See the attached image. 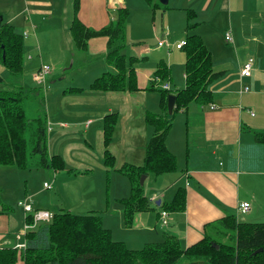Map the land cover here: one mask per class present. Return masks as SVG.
<instances>
[{
  "label": "crops",
  "instance_id": "1",
  "mask_svg": "<svg viewBox=\"0 0 264 264\" xmlns=\"http://www.w3.org/2000/svg\"><path fill=\"white\" fill-rule=\"evenodd\" d=\"M153 2H159L166 8L153 10L147 0H81L79 18L87 27L98 30L116 17L119 8L126 7L130 11L127 36L131 45L144 43L149 36L155 37L158 43L163 38L168 41L169 49L158 46L168 50L167 61L160 57L155 59L153 65L146 66L148 64L145 59L133 56L137 58L134 66L139 87L133 93L142 99L149 92L157 94L153 107L145 106L146 114H162L159 91L161 85H155L158 90H147V87L152 84L160 62H164L170 70V78L166 82L171 89L185 87V54L176 46L186 40L187 11L192 10L196 14L194 21L198 26L192 32L203 38L212 54L213 70L218 74L209 86L214 101L206 105L192 103L187 112L181 110L177 113L174 122L178 117L179 119L176 123L173 122L166 140L167 148L177 157V170L147 176L144 182L145 196L151 209L136 214L131 226L140 227V231L145 233V245L161 242L169 234L175 236L185 249L205 236L219 241L218 237L226 231L218 223L227 216H233L237 221L264 223V144L257 142L255 137L256 133L264 131V0H168L167 4H162L160 0ZM0 17L4 23L12 25L18 34L24 36L27 33L24 45L26 40H31L29 46L32 50L40 49L41 42L51 45L57 43L60 50L70 51L73 47L76 50L70 33L73 0H0ZM228 32L233 38L232 41L226 40ZM84 53L88 65L101 63L99 69L103 72L99 76L107 71H115L107 61V38L91 39ZM29 58L33 60L32 56ZM72 59L73 56L70 60ZM250 59H253L251 75L242 77L241 69ZM43 64L50 65L40 60L34 74ZM105 67L108 70H104ZM176 67L181 68L182 74L179 76L174 73ZM246 88L248 89L245 90ZM90 89L92 92L103 93L91 87ZM91 96L89 105L95 112V108L102 105L103 97L95 93ZM124 99L129 101L131 97ZM107 115L103 117V122ZM92 121L93 119L87 120L86 126L92 124ZM65 126L66 124H62V127ZM152 130L151 138L154 134L153 127ZM102 137L104 143V125ZM142 150L143 148L140 150L139 159L143 162H132L130 158H125L117 171L125 164L142 166L146 158V150L145 155ZM13 167L4 166L7 170L6 177H12L14 173L18 175V171L10 169ZM61 171H53L52 186L57 183L60 177L57 174ZM148 180L151 183L146 187ZM2 185L0 182V247H16L25 242L24 226L29 214L24 207L22 206L21 211L16 210L12 224L6 220V208H11L10 205L16 201L20 202L22 197L26 200L23 203L31 205L33 211H48L51 214L67 211L64 208L59 211L51 210L41 206L42 204L35 206L27 190L18 192L15 195L16 201L8 200L3 203ZM180 187L186 191L185 210L169 211L168 224L161 225L167 228L159 229L160 212L165 204L172 202ZM104 201L107 202L106 189ZM243 202L251 205L246 214L239 212ZM91 211L98 212L102 222L104 221L101 211ZM111 230L113 233V229ZM229 237L232 238V235ZM17 264L24 262L19 259Z\"/></svg>",
  "mask_w": 264,
  "mask_h": 264
},
{
  "label": "trees",
  "instance_id": "2",
  "mask_svg": "<svg viewBox=\"0 0 264 264\" xmlns=\"http://www.w3.org/2000/svg\"><path fill=\"white\" fill-rule=\"evenodd\" d=\"M147 1L153 10L166 8L159 2ZM80 9L81 0H73L70 33L76 49L87 51L91 39L105 37L108 39L107 61L115 68L114 72L107 71L97 78L91 88L103 92L138 91L134 66L137 58L127 59L124 54L129 9L119 8L116 17L98 30L87 27L80 20ZM194 15V11H187V36L182 47L185 54L186 85L178 90L163 89L160 85L169 80L171 73L167 65L160 62L147 90H154L155 85L161 87L159 91L163 113L146 114V122L153 127L154 134L146 147L145 162L142 166L125 164L119 170L131 180L130 197L121 200L128 227L133 225L136 214L151 209L145 196L144 184L140 182L141 176L177 170V157L169 151L166 144L177 113L181 110L187 112L192 103L206 105L214 101L209 86L218 74L213 70L212 54L203 38L192 32L198 26ZM24 57V36L18 34L12 25L4 23L0 17V64L9 70L13 78H20L24 71ZM19 81L8 83L0 75V85H5L0 88V165H12L20 169L28 166L25 138L28 132L36 137L35 152L41 156V166L53 171L64 170V158L49 154L46 119L27 118L25 92ZM169 96H175L172 114L168 111ZM117 116L112 114L104 118L106 147L112 142ZM255 137L257 142L264 144V131L256 133ZM114 163L115 157L106 149L105 165L113 166ZM107 188L108 185L106 190ZM185 206L186 191L180 187L172 202L165 204L163 209L182 212ZM26 223H34V213L26 217ZM218 225L232 235L233 241L223 243L205 236L198 243L184 249L175 236L166 234L161 242L146 244L141 249H131L124 242L112 238L111 230L104 227L98 212L76 214L61 211L54 213L49 222H41L25 233L24 249L0 247V264H17L19 259L24 264H264V223L237 221L233 216H227Z\"/></svg>",
  "mask_w": 264,
  "mask_h": 264
},
{
  "label": "rangeland",
  "instance_id": "3",
  "mask_svg": "<svg viewBox=\"0 0 264 264\" xmlns=\"http://www.w3.org/2000/svg\"><path fill=\"white\" fill-rule=\"evenodd\" d=\"M30 42L29 39L25 42L24 71L20 78H13L2 64H0V75L8 83L17 82L20 79L19 82L25 92L24 105L27 118L29 120L46 119L49 154L61 155L66 167L57 174L60 175L57 183L45 189V182L51 185L54 181V172L41 166V156L35 152L36 137L27 132L25 138L27 139L28 166L22 170L15 166L10 168L18 171V175L14 173L12 177L11 175L6 177V168L0 166L3 203L8 200L14 202L18 192L27 190L35 206L42 204L41 206L57 211L64 208L76 214L98 210L104 217V227L113 229L114 240L123 241L132 249L143 248L145 233L140 231V227L126 226L123 216L124 206L121 200L130 197L131 180L117 170L125 162V158H130L132 162H143L139 159L140 150L143 148L142 153L145 155V144L150 141L153 131L152 127L145 123V106L152 108L157 94L149 92L142 99L138 94L127 90L112 93L92 92L91 84L103 72L99 69L101 63L88 65L84 58L85 51L75 50L74 47L70 51L60 50L57 43L51 45L41 42L40 49L32 50L29 46ZM167 53V49L158 48V40L153 36H149L144 43L132 45L129 37L126 38L124 49L126 58L136 56L145 59L148 64L146 66L153 65L156 62L155 59L160 57L167 61ZM71 55L72 60H70ZM30 56L33 60L29 58ZM40 60L49 63L51 67V74L45 85H38L33 79L35 67L39 66ZM104 70H108V67ZM174 73L176 76L182 74L181 68L176 67ZM4 86L1 84L0 88ZM93 93L103 97L102 105L95 108V112L89 105ZM128 96L131 99L126 101L124 98H129ZM107 114L118 115L113 139L108 147L105 146V142L103 143L102 137L103 117ZM89 119H93V123L87 127L86 123ZM178 119L179 117L174 123ZM62 124L66 126L62 127ZM106 149L116 155L113 166L105 165L104 151ZM150 181H147L146 187L150 185ZM8 184L9 188H7ZM107 185V202L105 203L104 192ZM35 191L37 193H34ZM19 201H26L25 197ZM18 203L16 201L10 205L11 208H6L8 213L6 217L9 218L6 220H9L11 224L16 210H23ZM159 225V229L167 228L161 226L162 222ZM221 236L218 239L223 243L233 241L226 232Z\"/></svg>",
  "mask_w": 264,
  "mask_h": 264
},
{
  "label": "built area",
  "instance_id": "4",
  "mask_svg": "<svg viewBox=\"0 0 264 264\" xmlns=\"http://www.w3.org/2000/svg\"><path fill=\"white\" fill-rule=\"evenodd\" d=\"M27 36V33L24 34V37ZM226 40L227 41H232L233 38L231 36V34L228 32L226 35ZM185 45V42H182L180 44H178L176 47L177 49H182V47ZM159 47H167L168 49L170 48V44L168 43V41L163 38L159 41L158 43ZM253 69V59L248 60L245 65L242 67L241 69V76L242 77H248L251 75ZM51 74V67L48 64H43L41 65L40 69L34 74L33 79L34 81L38 84V85H45L47 84L48 78ZM163 89H171L170 84L165 83L164 85H161ZM248 88H246L245 90H247ZM45 188L49 189L52 187V185H49L48 183H45ZM21 206L24 207V210L27 214H32L34 213V223L32 225L26 223L24 226V230L25 233L28 230H31L33 228H35L39 223L41 222H49L52 218H53V214H51L48 211H33L31 205L20 202L19 203ZM251 205L249 202H243L240 207H239V212L240 214H246L250 211ZM168 216H169V212L166 210H162L160 212V221L162 222V224L165 226L168 224ZM19 237V236H18ZM26 247V243H20L18 244L15 248L18 249H24Z\"/></svg>",
  "mask_w": 264,
  "mask_h": 264
},
{
  "label": "water",
  "instance_id": "5",
  "mask_svg": "<svg viewBox=\"0 0 264 264\" xmlns=\"http://www.w3.org/2000/svg\"><path fill=\"white\" fill-rule=\"evenodd\" d=\"M160 2L162 4H167L168 0H160ZM174 108H175V96H169V99H168V111H169V114L173 113ZM146 177H147L146 175L142 176V178L140 180L142 185L144 184Z\"/></svg>",
  "mask_w": 264,
  "mask_h": 264
}]
</instances>
